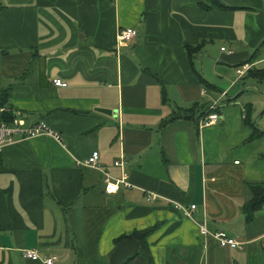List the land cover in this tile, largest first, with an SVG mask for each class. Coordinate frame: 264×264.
Listing matches in <instances>:
<instances>
[{
	"label": "crops",
	"instance_id": "1",
	"mask_svg": "<svg viewBox=\"0 0 264 264\" xmlns=\"http://www.w3.org/2000/svg\"><path fill=\"white\" fill-rule=\"evenodd\" d=\"M213 1L0 0V95L26 126L61 138L0 154V264H148L137 240L119 239L158 224L154 264H264V208L250 224L243 215L246 186L264 184V138L248 141L243 124L248 112L264 133V83L245 79L264 69V0L206 9ZM127 28L137 35L118 47ZM187 46L199 48L192 59ZM194 103L204 117L217 104L219 120L162 125ZM93 151L115 179L124 157L130 187L106 193L102 172L77 166ZM190 206L188 219L179 207Z\"/></svg>",
	"mask_w": 264,
	"mask_h": 264
},
{
	"label": "built area",
	"instance_id": "2",
	"mask_svg": "<svg viewBox=\"0 0 264 264\" xmlns=\"http://www.w3.org/2000/svg\"><path fill=\"white\" fill-rule=\"evenodd\" d=\"M137 35L136 31L132 28L119 29L117 31L116 43L118 47L126 46L133 38ZM225 49H222L224 51ZM249 67L247 65L243 66L237 71L239 76H242ZM55 87L65 88L66 84L62 83L60 80L53 81ZM217 104L210 106L209 110L212 111L206 117L200 119L199 128L209 127L215 124L219 120V115L216 113ZM47 136L51 137L57 141H61L60 136L57 133L51 131L44 122H40L35 125L26 126L24 119L19 114L14 115L12 123L7 124L0 121V154L3 149L7 146L16 144L19 141L32 139L35 137ZM126 161L124 157H120L114 162V166L121 171V176L119 178H112L108 175L106 171L102 169L99 164V153L93 151L90 156L85 161L77 162V166L85 167L100 171L104 175L105 191L106 193H116L120 187H130L128 183L127 175L124 171ZM153 197L149 195V198ZM185 218L190 219L192 212L195 210V206H190L189 208L179 207ZM199 234L202 237H208L210 233L206 229L205 224L198 225ZM213 238L217 241L221 248L239 249L240 244L230 238L225 233H214ZM24 259L30 261H39L40 257L36 250H24L22 252ZM55 258L43 259V264H55Z\"/></svg>",
	"mask_w": 264,
	"mask_h": 264
},
{
	"label": "trees",
	"instance_id": "3",
	"mask_svg": "<svg viewBox=\"0 0 264 264\" xmlns=\"http://www.w3.org/2000/svg\"><path fill=\"white\" fill-rule=\"evenodd\" d=\"M213 5L206 6V9L209 8H217V9H227V7L223 4H220L216 0L213 1ZM1 10V7H0ZM264 46V40L259 45V48ZM186 52L189 58H193L195 54L199 52L198 47H192L187 46ZM259 50H256L255 53L252 55L251 60L248 62H251L256 55L258 54ZM245 79H251L254 80L257 83H264V69H257V68H250L247 71L246 78ZM8 97V90H4L2 94L0 95V107H4L5 111L0 116V121L5 122L7 124L12 123L14 119V113L13 111L6 107ZM212 111L208 110L207 115L211 113ZM206 114L204 113L203 107H199L197 103H194L190 108L187 109H177L172 113L170 118L168 120H165L162 125H167L169 123L178 121V120H185V121H194L196 124H199L198 122L200 119H202ZM243 124L251 128V135L249 137L248 141L257 140L260 138H264V133L257 130L255 127H253L251 120L249 118L248 112H246V117L244 118ZM260 159L264 161V154L260 156ZM247 192L249 194V199L246 201V203L243 206V215L245 218V224H250L254 221L255 215L264 208V184H248L246 186ZM160 225H155L151 228L145 229L143 231L139 232H133L128 237H121L119 240H123L126 238L135 239L140 244V250L138 251L137 255L143 256L148 264H154L153 258L151 256L150 250H149V244L148 239L153 234ZM131 259L127 261L125 264H129Z\"/></svg>",
	"mask_w": 264,
	"mask_h": 264
},
{
	"label": "water",
	"instance_id": "4",
	"mask_svg": "<svg viewBox=\"0 0 264 264\" xmlns=\"http://www.w3.org/2000/svg\"><path fill=\"white\" fill-rule=\"evenodd\" d=\"M101 112H107V111L103 110V111H101ZM108 112H109V111H108Z\"/></svg>",
	"mask_w": 264,
	"mask_h": 264
}]
</instances>
